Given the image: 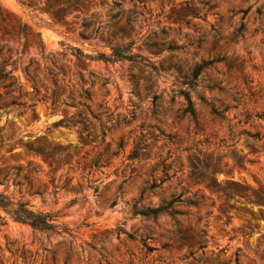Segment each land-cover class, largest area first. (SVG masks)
Wrapping results in <instances>:
<instances>
[{
    "label": "rangeland",
    "instance_id": "obj_1",
    "mask_svg": "<svg viewBox=\"0 0 264 264\" xmlns=\"http://www.w3.org/2000/svg\"><path fill=\"white\" fill-rule=\"evenodd\" d=\"M31 1L0 0V168L68 185L0 192L70 232L0 219V264H264V0Z\"/></svg>",
    "mask_w": 264,
    "mask_h": 264
},
{
    "label": "trees",
    "instance_id": "obj_2",
    "mask_svg": "<svg viewBox=\"0 0 264 264\" xmlns=\"http://www.w3.org/2000/svg\"><path fill=\"white\" fill-rule=\"evenodd\" d=\"M83 0H66L61 4V11L65 7H74L80 8L79 2ZM19 2L26 7H34V4L31 0H19ZM121 0L114 2V7H119ZM120 15V12L116 13L113 17L116 18ZM84 27L89 26V22L83 23ZM20 33L26 34L24 29L20 30ZM76 57L78 59H90V60H103L105 62H113L117 59H126L129 58V55H125L122 53L120 48H113V53L110 56L105 54H98L96 56H91L84 54L82 52H78ZM29 65L26 66L28 68ZM5 80H12L8 84L5 85V88L8 89L6 92L7 95H12L14 100L9 103L3 102L4 107H12L19 110V114L22 115L25 113L27 108L33 107L35 103L27 105L26 102L20 101L23 96H26L27 92H22L21 84L19 80L11 75V71L7 72L2 76ZM107 82L103 83L105 87ZM38 94V92H36ZM87 95L89 94L87 91L84 92ZM19 100V101H18ZM31 100L39 101V99H35L34 97ZM12 110V109H11ZM187 111L190 112L191 116L196 119V112L193 108L192 102L188 99V107ZM54 126H75L74 124L69 125L66 123V118H63L59 121L53 123ZM80 138L83 142H85L84 137H82V132L80 131ZM35 153L40 151H34ZM117 152H112L110 158L116 156ZM101 155L90 163L91 167H98L101 162ZM105 164L108 163V160L103 161ZM39 172H41L40 166L34 161H28L26 164H14L0 168V183L6 184L9 181H13L15 186H19L24 190V192H28L31 195H55L59 189H64L67 187V180L63 182L62 186H58L55 179H50L45 182L43 178H41ZM22 192V191H21ZM77 199H73L71 203H74ZM168 207L160 206L157 208H144V209H136L135 214L141 215H157L158 213L166 210ZM1 212H4L6 216H2ZM7 217L11 218L16 222H20L23 224H27L31 226L35 230L39 231H54L56 233L70 232V228L65 224L59 221L58 215L50 212H41L34 210L31 204L28 201H22L21 199L18 201H14L11 197L6 194L0 192V219L2 220V224L6 223ZM238 261V259H237Z\"/></svg>",
    "mask_w": 264,
    "mask_h": 264
}]
</instances>
